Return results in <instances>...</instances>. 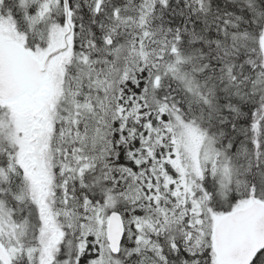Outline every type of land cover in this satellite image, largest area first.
<instances>
[{
    "label": "snow or ice",
    "instance_id": "obj_1",
    "mask_svg": "<svg viewBox=\"0 0 264 264\" xmlns=\"http://www.w3.org/2000/svg\"><path fill=\"white\" fill-rule=\"evenodd\" d=\"M0 264H264V0H0Z\"/></svg>",
    "mask_w": 264,
    "mask_h": 264
}]
</instances>
